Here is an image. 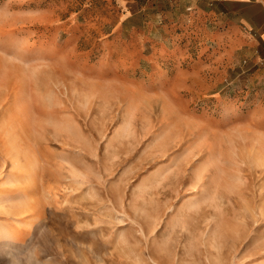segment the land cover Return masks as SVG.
<instances>
[{
	"label": "rangeland",
	"instance_id": "374dc122",
	"mask_svg": "<svg viewBox=\"0 0 264 264\" xmlns=\"http://www.w3.org/2000/svg\"><path fill=\"white\" fill-rule=\"evenodd\" d=\"M125 2L0 0V264H264L251 99Z\"/></svg>",
	"mask_w": 264,
	"mask_h": 264
},
{
	"label": "crops",
	"instance_id": "0c3cea01",
	"mask_svg": "<svg viewBox=\"0 0 264 264\" xmlns=\"http://www.w3.org/2000/svg\"><path fill=\"white\" fill-rule=\"evenodd\" d=\"M133 11L157 3L188 19L191 28L218 40L234 91L250 101L252 121L264 135V0H126ZM203 20L205 24L203 25ZM226 100V99H225Z\"/></svg>",
	"mask_w": 264,
	"mask_h": 264
}]
</instances>
